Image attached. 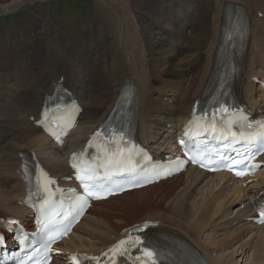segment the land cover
<instances>
[{
  "label": "bare ground",
  "instance_id": "bare-ground-1",
  "mask_svg": "<svg viewBox=\"0 0 264 264\" xmlns=\"http://www.w3.org/2000/svg\"><path fill=\"white\" fill-rule=\"evenodd\" d=\"M1 1L3 16L47 0ZM160 1L159 8H149L148 3L154 1L94 0V14L101 19L104 30H88L91 41L84 31L68 43L52 35L44 14L28 17L0 34V209L6 215L19 209L17 201L22 195L17 154L33 150L53 175H66L63 152L80 146L105 117L117 86L126 76L138 80L144 135L167 133L160 128L162 125L186 118L208 73L217 43L218 18L226 1L238 2L252 16L247 97L251 107L260 105L264 109V93L259 97L254 94L252 82L254 77L264 75V0ZM35 29L45 31V39L24 49L19 63L15 62L18 50L10 40L19 32ZM59 78L76 91L84 104L80 123L63 151L56 149L28 116L36 111L38 101ZM162 96H169L171 102L164 103L159 98ZM156 142L163 146L171 144L169 137ZM206 178L210 180L205 188L196 192ZM248 179L256 182L242 188L245 180L236 181L225 174L205 175L191 168L166 182L95 203L59 249L64 254H97L132 228L155 222L183 232L209 264H231L237 251L224 257L222 247H233L248 231L252 234L249 245L256 239L257 249L252 262L247 263L260 264L264 260V226L253 234L256 226L249 220L254 218V205L264 201V169ZM233 210L236 215L231 217ZM239 235L242 236L237 238ZM246 240H241L240 246ZM249 248H240L242 258Z\"/></svg>",
  "mask_w": 264,
  "mask_h": 264
},
{
  "label": "snow or ice",
  "instance_id": "snow-or-ice-1",
  "mask_svg": "<svg viewBox=\"0 0 264 264\" xmlns=\"http://www.w3.org/2000/svg\"><path fill=\"white\" fill-rule=\"evenodd\" d=\"M217 115L220 116L219 121L216 119ZM238 115L239 112L230 111L224 103L219 104V107L213 111L211 118H208L206 113L203 116H197L194 110L192 120L186 127L184 134L193 141L190 151H194L195 156L190 155V151L185 152V155H189V158L194 162L197 156L201 157L199 163L202 167L206 166L205 160L212 162L216 157H219L221 160L230 161V163L225 165L229 170H234L233 166H243L241 170L236 171V175L238 176H242L258 167V165H252L251 160L255 159L256 155L264 152V121H257L253 125L246 123L247 118L239 115L240 122L246 123V127L236 132L233 131V127L237 123ZM193 128H195V131H193ZM98 137H101L99 131L94 133L93 139L89 141V147L93 146ZM200 137H203V139H200ZM212 141H215V144ZM180 143L188 147L185 140L182 139ZM237 144L242 146L243 152L235 147ZM221 145L225 149L230 148L232 151H235L236 156L239 158L226 155L225 152L220 150ZM134 150L136 152L140 151L138 148H128L124 136L113 132L107 143L99 147V151L104 154L102 158L99 156L96 158V160H99V163L96 160L88 161L83 155L73 154L71 167L74 170L76 181L79 182V186L83 189V194L76 195L74 192H70L67 207L65 208L61 204L60 211L55 213L50 212L53 205L50 185L54 184L55 181L37 166V187L46 195L38 198L39 211L43 216L41 233L44 256L41 260L35 261V264H48L50 259L48 253L51 251V245L61 235L66 234L71 220L83 213L84 208L88 205L89 198L101 199L106 195L112 194L117 188L122 189L123 185L114 179L115 177L128 176L131 180L136 179L137 174L131 164ZM180 163L177 160L175 165L166 166L163 171H158L155 175H167L169 174L167 168L175 167L179 169ZM259 216L258 222L264 223V206L260 207ZM2 223L5 222H0V224ZM6 223L11 225L16 222L7 221ZM150 226L145 223L137 231L143 232ZM17 232L20 233L18 237L19 245L21 250H24L28 236L23 233V229L18 228ZM3 243L4 238L0 236V246ZM131 249H135L140 253V255L135 257L133 264H137V262L138 264H157L158 252L155 250L152 240L146 236L129 234L126 239L120 240L104 255L109 257L110 264H118L116 257H127L129 260H132L130 255ZM36 251L39 252L40 249L37 248ZM28 259L31 260L33 257L29 256ZM81 259L93 261L94 264H105V262H102L97 257L77 258L75 256L71 257V264H80ZM19 264H25V261L21 260Z\"/></svg>",
  "mask_w": 264,
  "mask_h": 264
},
{
  "label": "rangeland",
  "instance_id": "rangeland-1",
  "mask_svg": "<svg viewBox=\"0 0 264 264\" xmlns=\"http://www.w3.org/2000/svg\"><path fill=\"white\" fill-rule=\"evenodd\" d=\"M152 1H154V4L149 2L148 3V5H150L149 8H159L161 6L160 0H152ZM1 2L2 1L0 0V3ZM95 4L96 3L94 2V0H50V1L47 0L40 2L36 1L34 3L29 4L27 7L21 8L19 10L9 11V13L7 14L9 16L0 19V34L4 32L7 27L13 28L14 26H17L21 22L25 21L28 17H34L35 14L36 15L44 14L48 18L49 23L51 24L50 29L52 35L54 34L56 37H60L68 43L75 36V34H83L84 31L85 37L87 36L88 40L91 41L89 34H87L88 30L95 28L96 30H98V32L101 33L104 30V25H102L101 19L95 17L94 14ZM41 39H45V31L40 29H35L33 31H26L23 33L19 32V34L14 39L10 40L11 43H13L12 47H15V49L18 50L16 51L17 53L15 52L16 56L13 58V60L19 63V57L22 53H24V49L33 45L35 46L37 41ZM88 40L86 41V44L89 43ZM30 70L32 72L35 69H30ZM156 140H158V138ZM209 180L210 179H206L202 181L196 187L195 191L196 192L202 191L205 188V184L208 183ZM178 182L179 181H177V183ZM257 228L255 232H258ZM207 233L208 231L204 232V234ZM241 236L242 235H239L237 238H240ZM206 237H208L209 239L210 235L209 236L206 235ZM218 238H222V237H218ZM248 238L249 240H246ZM250 238H251L250 234L246 233L241 238L242 241L246 240V242L242 243V246H240L241 244V240H240L235 244L233 243L234 245L231 244L233 245V247L231 248H229L228 245H226L227 246L226 248L225 246L222 247L223 249L221 250L223 251L222 252L223 256L225 257L227 256V254H233L234 251L236 250L239 256L237 254H234L235 260L231 264H249L247 262L253 259V255L256 253V249H257V245H255L254 243L256 239L253 240V244L249 245ZM249 246H250L249 248L250 250L247 249L245 257L242 258L240 248L245 249L248 248ZM216 258L218 259L219 257ZM260 264H264V260H262Z\"/></svg>",
  "mask_w": 264,
  "mask_h": 264
}]
</instances>
